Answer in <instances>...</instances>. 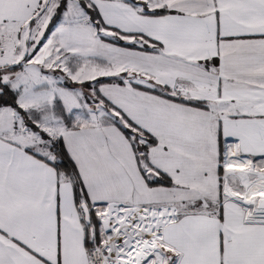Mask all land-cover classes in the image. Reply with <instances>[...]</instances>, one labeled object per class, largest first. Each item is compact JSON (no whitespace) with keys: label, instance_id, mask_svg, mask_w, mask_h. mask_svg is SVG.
I'll return each instance as SVG.
<instances>
[{"label":"snow or ice","instance_id":"snow-or-ice-1","mask_svg":"<svg viewBox=\"0 0 264 264\" xmlns=\"http://www.w3.org/2000/svg\"><path fill=\"white\" fill-rule=\"evenodd\" d=\"M0 264H264V0H0Z\"/></svg>","mask_w":264,"mask_h":264}]
</instances>
